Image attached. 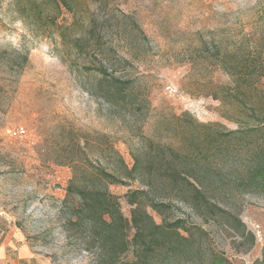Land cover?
<instances>
[{"label":"rangeland","instance_id":"374dc122","mask_svg":"<svg viewBox=\"0 0 264 264\" xmlns=\"http://www.w3.org/2000/svg\"><path fill=\"white\" fill-rule=\"evenodd\" d=\"M46 1L0 0V230L19 229L52 264H100L85 250L89 233L67 224L72 214L64 199L87 160L115 165L114 147L130 167L139 163L137 179L109 186L125 215L131 210L125 194L143 181L159 183L162 164L191 169L256 236L252 243L204 211L192 220L207 229L208 244L230 264H255L264 246V193L245 190L239 179L264 148V123L255 122L264 118V87L242 92L226 68L244 74L245 61L264 50V0H67L71 8L59 12ZM92 12L104 57L135 80L129 103L100 96L87 60L71 46ZM48 14H57V26ZM59 25L67 26L65 37ZM122 55L130 61L126 69ZM257 105L263 108L250 110ZM246 122L262 129L245 130ZM19 126L26 133L12 136ZM234 129L243 131L227 134ZM168 146L189 154L191 163L173 159ZM90 183L83 174L77 181ZM188 212L182 207L177 215Z\"/></svg>","mask_w":264,"mask_h":264},{"label":"trees","instance_id":"16d2710c","mask_svg":"<svg viewBox=\"0 0 264 264\" xmlns=\"http://www.w3.org/2000/svg\"><path fill=\"white\" fill-rule=\"evenodd\" d=\"M45 5H53L58 12L62 6L71 8L67 0H47ZM46 17L48 22L57 26V14H48ZM59 28L61 35L65 37L64 30L67 26L59 25ZM102 34L92 12L89 20L82 22V33L71 40V46L78 56H84L87 60L84 69L94 77V88L100 96L109 102L121 100L129 103L134 98L135 80L110 65L109 59L104 57ZM25 59L27 60V56ZM120 62L123 63V68L130 64L129 59L123 55ZM245 63L250 71L244 74L237 75L228 68L226 72L233 78L237 89L258 93L264 87L262 47L253 60ZM242 86L245 89H241ZM262 108L257 105L251 106L250 110L256 112ZM255 122L264 123V118H256ZM244 129L257 132L262 128L258 123L251 125L246 122ZM241 131L243 130L234 129L227 134L234 135ZM158 147L164 149L163 145L158 144ZM167 150L173 159L183 157L187 164L191 163L189 154H183L173 146H168ZM110 152L116 159L115 165L106 167L87 160L83 173H74L64 199L72 214L67 224L74 228L83 227L89 233L84 236L88 242L85 250L92 253L100 264H176L195 261L203 264L205 259L212 264H230L227 258L215 252L208 244L207 229L192 220L193 216H203L204 211L214 219L218 216L226 219L230 229L241 236L249 235L252 243L256 241L255 234L248 231L240 216L214 201L204 181L191 169L180 171L172 166L166 169L162 164L158 175L159 183L143 181V187L125 194L126 202L131 207L130 216L125 215L121 197L110 191L109 186L129 185L130 180L137 179L140 174L139 163L135 161L130 167L114 147H110ZM195 163L198 168L202 167L200 159ZM81 174L90 177V185H77ZM149 174L148 172L145 177ZM239 183L245 190L264 193V148H259L249 159ZM160 190L169 194L158 197L155 192ZM182 207L190 211L186 217L177 215ZM255 264H264V246L262 257Z\"/></svg>","mask_w":264,"mask_h":264},{"label":"crops","instance_id":"0c3cea01","mask_svg":"<svg viewBox=\"0 0 264 264\" xmlns=\"http://www.w3.org/2000/svg\"><path fill=\"white\" fill-rule=\"evenodd\" d=\"M0 264H52L49 257L34 252L19 229L0 230Z\"/></svg>","mask_w":264,"mask_h":264},{"label":"built area","instance_id":"2783aa9c","mask_svg":"<svg viewBox=\"0 0 264 264\" xmlns=\"http://www.w3.org/2000/svg\"><path fill=\"white\" fill-rule=\"evenodd\" d=\"M25 133L26 130L23 126L16 127L11 131V135L15 137L23 136Z\"/></svg>","mask_w":264,"mask_h":264}]
</instances>
